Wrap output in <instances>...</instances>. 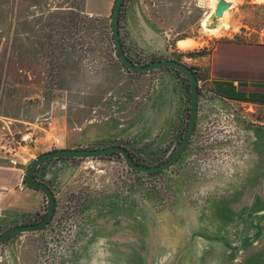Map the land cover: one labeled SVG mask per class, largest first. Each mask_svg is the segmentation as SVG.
Segmentation results:
<instances>
[{"label": "rangeland", "instance_id": "obj_1", "mask_svg": "<svg viewBox=\"0 0 264 264\" xmlns=\"http://www.w3.org/2000/svg\"><path fill=\"white\" fill-rule=\"evenodd\" d=\"M245 1L233 0V13L227 17L230 7L226 9L217 28V0H208V11L212 10L199 27L198 48L172 52L170 58L135 51V63L174 59L198 69L201 80L209 78L208 59L204 65L202 57L218 42L219 47L225 45L224 37L233 43H264V0ZM83 2L0 0V158L19 163L32 158L29 166L38 155L78 140L79 131L68 117L59 119L60 83L76 101L79 90L95 87L100 92L110 82L117 83L120 74L129 73L114 53L111 14L87 17ZM243 25L247 33L241 31ZM217 61L218 57L212 67L219 68ZM167 71L145 73V92L159 85ZM204 86L208 91V81ZM92 93L94 101V89ZM200 100L205 117L211 109L221 117L223 103L215 104L206 92L200 93ZM70 109L69 116L75 111L73 105ZM231 109L228 133L223 135L219 122L220 138H212L209 121L202 117L206 127L195 133L177 164L158 174L136 173L119 156L66 161L73 172L59 190L53 221L40 232L0 244V264L24 244L31 246L32 264H92L100 255L114 264H264V106L232 102ZM110 114L104 112L103 117ZM253 123L261 131L251 130ZM168 152H161L152 164ZM110 195L118 199V231L113 238L117 247L101 249L96 245L104 221L100 209L92 207ZM41 210L34 211V219Z\"/></svg>", "mask_w": 264, "mask_h": 264}, {"label": "crops", "instance_id": "obj_2", "mask_svg": "<svg viewBox=\"0 0 264 264\" xmlns=\"http://www.w3.org/2000/svg\"><path fill=\"white\" fill-rule=\"evenodd\" d=\"M245 2L256 3L257 0ZM113 3L114 0H84L82 11L87 17L103 18L111 14ZM207 5L208 0H125L120 30L122 43L130 50V54L143 51L167 55L170 58L172 52L192 51L198 48L199 27L212 10L208 11ZM233 8L234 5L229 8L227 17L233 13ZM235 17L229 20L227 29L230 31H233ZM37 20L39 21L40 18ZM37 24L36 33L40 35V23ZM49 25L54 24L48 22L47 26ZM246 29V25H243L241 31L246 32ZM224 39L228 40L225 45L219 47L221 44L218 42L202 57V62L208 59L207 68L210 69L209 78L206 79L208 87L216 94H224L228 91V96L231 98L247 97L251 93L264 94V43L252 44L250 41H246L245 44L233 43L230 37ZM179 43L185 44L181 47ZM217 57L216 66L219 68H214L213 62ZM203 64L206 65V62ZM146 75L149 74H120L117 83L110 82V87L100 92L95 87L87 88L90 91L79 90L76 101L72 100V92L68 86L60 83L57 86L62 92L60 98L62 110L59 119L68 117V122H71L74 130L79 131L78 140L72 144L69 142L67 147L63 148L99 144L121 145L129 151L139 153L145 161L154 162L170 144L174 145L187 122L181 80L172 71H167L159 85H154L151 90L145 92L143 77ZM126 79L128 82L124 84ZM93 89L96 96L94 101L89 96L93 94ZM125 90L128 91L127 96L123 92ZM106 98L108 104L105 105ZM234 100L238 99L234 98ZM71 105L75 111L69 116ZM104 112L111 114L104 118ZM91 113L96 115L93 119ZM99 116L101 118H98ZM91 120L94 122H90ZM196 127L199 131L200 126ZM8 158L6 156L0 158V233L12 226L32 222L35 218L34 211L40 210L46 203L40 192L29 188L20 192L17 188L18 171H26L32 158L24 159L26 162H20L22 165L18 168L11 166ZM72 172L71 163L65 160L48 162L36 172L39 179L49 176L45 182L55 193L56 211L61 195L58 194L59 190L67 185L66 180ZM114 197L115 195H110L93 203L92 209H100L104 221L100 230L101 240H98L96 245L101 249L117 247V242L113 241V238L118 231V199ZM23 236L24 234L17 238L22 239ZM29 246L27 244L19 246L20 250L14 257L11 255L10 260L4 264H32L31 246ZM16 260L19 262L16 263ZM92 264H114V261L112 258H102L100 255V258L95 259Z\"/></svg>", "mask_w": 264, "mask_h": 264}, {"label": "water", "instance_id": "obj_3", "mask_svg": "<svg viewBox=\"0 0 264 264\" xmlns=\"http://www.w3.org/2000/svg\"><path fill=\"white\" fill-rule=\"evenodd\" d=\"M125 0H114L111 15H110V29L111 37L114 47V53L119 59L122 66L131 73L144 74L157 71L159 69L167 68L174 70L183 75L189 85V113L187 117L186 127L181 136V139L174 149L172 155L164 162L156 165H146L137 163L129 151L121 145H109L101 148H60L54 149L48 152H44L34 158L27 167L25 174V182L29 189L40 192L46 201V208L43 216L35 223L19 224L12 226L0 233V244L7 242L13 237L27 234L36 233L45 229L52 221L56 211V199L55 193L45 182L49 178L47 175L43 179L36 177L37 170L45 163L58 160V159H98L107 157L110 155H117L121 157L128 167L138 173L143 174H156L163 171H167L183 156L186 148L191 141L194 133L195 125L198 117V99L199 90L197 85V78L194 74V70L186 66L184 63L178 62L174 59H161L152 61L150 63L140 65L136 64L133 60L128 58L123 50V44L121 40L119 19L121 10ZM230 7V4L225 0H217L216 8L214 11L215 17H221L226 9Z\"/></svg>", "mask_w": 264, "mask_h": 264}, {"label": "flooded vegetation", "instance_id": "obj_4", "mask_svg": "<svg viewBox=\"0 0 264 264\" xmlns=\"http://www.w3.org/2000/svg\"><path fill=\"white\" fill-rule=\"evenodd\" d=\"M195 74V72H194ZM201 91L199 90V95H200ZM207 94L210 95V98L212 101H215V103H223L225 105V108H223V112L221 114V117H223V125H222V130H223V135L226 131L224 130H227V133L229 132V128L231 127V103L232 102H235V103H239L240 105H253V106H260V107H263L264 106V94H259V93H256V94H250L249 96H242V97H234V98H237L239 100H234V98H231L229 97V92L227 91L226 93L224 94H216L214 93L210 88L207 92ZM249 110V109H247ZM198 116H199V111H198ZM208 121L206 123V126H208V132H209V135L212 136V138H220V134L218 131H220L221 129V125H219V122H220V113L219 112H216L215 110H210L208 111V117H207ZM197 121H198V117H197ZM255 123H253V125L251 126V130H253L254 128H257V130H261L262 127H257L256 125H254ZM196 125H197V122H196ZM195 125V129H194V133H193V137H195V133L198 132V129ZM228 128V129H227ZM200 131V130H199ZM202 132V131H201ZM200 132V133H201ZM207 132V131H206ZM223 137V136H221ZM191 138V139H192ZM216 141V140H215ZM225 141V140H224ZM190 143V142H189ZM177 146L170 144L166 150L168 152L167 155H169V157L172 155L174 149L176 148ZM187 149V148H186ZM218 149H215L214 151H217ZM186 152V151H185ZM166 155V156H167ZM184 155V154H183ZM164 157V156H163ZM168 157V158H169ZM168 158H166L164 161H166ZM181 159V158H180ZM179 159V160H180ZM162 161V162H164ZM37 177V176H36ZM49 186V185H48ZM50 187V186H49ZM52 189V188H51ZM44 214V213H43ZM43 214H38V217L36 219H33L34 221L32 222H29V223H35L37 222L42 216ZM24 224H27V223H24Z\"/></svg>", "mask_w": 264, "mask_h": 264}, {"label": "trees", "instance_id": "obj_5", "mask_svg": "<svg viewBox=\"0 0 264 264\" xmlns=\"http://www.w3.org/2000/svg\"><path fill=\"white\" fill-rule=\"evenodd\" d=\"M123 6H124V4H123ZM123 8V7H122ZM121 19H122V10H121V14H120V19H119V28H120V30H121ZM123 44V43H122ZM123 50H124V52H125V54H126V56L128 57V58H130L131 60H133L134 62H135V58L130 54V52L127 50V48L123 45ZM151 60H156V59H154V58H152ZM192 70H194V72H195V76H196V78L199 80V78H200V76H199V73H198V69H196V68H193V67H190ZM159 70H168V71H172L175 75H177L179 78H180V80H181V83H182V86H183V91H184V98H185V104L186 105H188V108L186 109V111H187V114H186V116L188 117V113H189V85H188V81H187V79L183 76V75H181L180 73H178V72H176V71H174V70H171V69H167V68H163V69H159ZM128 72V71H127ZM129 73H131V72H129ZM151 73V72H150ZM187 99V100H186ZM264 103V102H263ZM185 127H186V123H185V125H184V128H183V132H184V130H185ZM183 132H182V134H183ZM182 134H181V136H182ZM181 136L178 138V141L177 142H175V146H177L178 145V143H179V141H180V139H181ZM189 145V144H188ZM105 147V146H104ZM129 151V150H128ZM129 153H130V155L132 156V158L137 162V163H141V164H146V165H156V164H159V163H161L162 161H164L166 158H168L169 157V155H165L164 157H162V158H160L159 159V162L158 163H156V164H152V162H147V161H145V159L143 158V157H141V155L139 154V153H137V152H133V151H129ZM111 156H117V155H110V156H107V157H111ZM103 158H106V157H103ZM103 158H98V159H103ZM58 160H65V161H73V160H84V159H58ZM54 161V160H53ZM51 162V161H50ZM48 163V162H47ZM46 164V163H45ZM44 165V164H43ZM42 165V166H43ZM41 166V167H42ZM40 167V168H41ZM39 168V169H40ZM38 169V170H39ZM37 170V171H38ZM135 172V171H134ZM136 173H138V172H136ZM156 174H158V173H156ZM148 175H153V174H148ZM53 190V189H52ZM56 212V211H55ZM53 219H54V217H53ZM53 219H52V221H53ZM51 221V222H52ZM49 226V225H48ZM44 230V229H43ZM42 231V230H41ZM40 232V231H39ZM14 238V237H13ZM11 240V239H10ZM9 241V240H8ZM7 241V242H8ZM6 243V242H5Z\"/></svg>", "mask_w": 264, "mask_h": 264}, {"label": "built area", "instance_id": "obj_6", "mask_svg": "<svg viewBox=\"0 0 264 264\" xmlns=\"http://www.w3.org/2000/svg\"><path fill=\"white\" fill-rule=\"evenodd\" d=\"M144 64H147V62L140 63V65H144ZM123 70L125 71L126 69L124 68ZM126 71H127V70H126ZM206 82H207L206 79H204V80H201L200 78H199V80L197 79L198 90L201 91V94H205V92H206V93L208 92V91L206 90L205 86H204V85L206 84ZM203 104H204V101L201 102V100L199 101V99H198V111H199V116H198V118H200V119H199L200 121H201V118H202V117H203V119H207V117H205V111H204V109H203ZM215 104H217V103H215ZM220 122H221V124L223 125V123H224V121H223V117H220ZM196 126H200L199 128H201V129H204V128L206 127V126L203 125L202 122H199V124L197 123ZM224 131H226V130H224ZM226 132H227V131H226ZM9 164H10L11 166H14V167H17V168H18L19 165H20V163H19L17 160L13 159V158H11V159L9 160ZM25 174H26V171H25V170H19V171H18V174H17V181H18L17 188H18V190H19L20 192H23V191H25V190L28 189V186H27V184H26V182H25ZM45 208H46V203H45V206H44L43 208H41L42 210H41L40 214H43V213L45 212Z\"/></svg>", "mask_w": 264, "mask_h": 264}, {"label": "bare ground", "instance_id": "obj_7", "mask_svg": "<svg viewBox=\"0 0 264 264\" xmlns=\"http://www.w3.org/2000/svg\"><path fill=\"white\" fill-rule=\"evenodd\" d=\"M225 1L227 2V0H225ZM232 1H233V0H232ZM232 1L229 2V4H231ZM214 18H215V17H214ZM220 19H221V17H217V22H218V26H217V28H220L219 26L222 25V21H220ZM214 24H215V23H214ZM213 27H214V26H213ZM214 29H215V28H214ZM217 30H219V29H217ZM184 44H185V43H179L178 45L182 47V46H184ZM186 46H187V45H186Z\"/></svg>", "mask_w": 264, "mask_h": 264}]
</instances>
